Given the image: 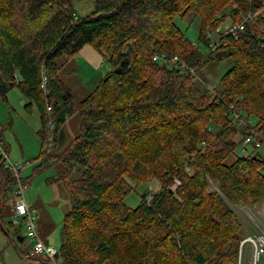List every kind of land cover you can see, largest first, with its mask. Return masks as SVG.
<instances>
[{
  "label": "trees",
  "instance_id": "16d2710c",
  "mask_svg": "<svg viewBox=\"0 0 264 264\" xmlns=\"http://www.w3.org/2000/svg\"><path fill=\"white\" fill-rule=\"evenodd\" d=\"M263 7L264 0H94L80 16L71 0H0V97L17 88L25 109L36 105L41 148L47 101L54 141L40 167L61 164L51 182L62 183L71 202L53 261L35 264H237L243 236L228 202L264 200ZM255 13L256 22L245 20L236 39L218 35L228 39L224 49L233 58L219 86H198L197 68L218 60V50L201 53L175 18L197 17L198 39L209 47L207 31ZM85 45L110 69L77 98L64 77ZM160 53L178 56L193 74L154 61ZM230 106L244 122L227 116ZM73 114L78 133L57 153ZM4 131L0 124L8 155ZM248 135L262 151L247 144L250 151L236 153ZM154 178L160 187L142 194L137 207L126 206L125 196ZM208 179L219 193L207 190ZM16 184L0 155L2 230Z\"/></svg>",
  "mask_w": 264,
  "mask_h": 264
},
{
  "label": "rangeland",
  "instance_id": "374dc122",
  "mask_svg": "<svg viewBox=\"0 0 264 264\" xmlns=\"http://www.w3.org/2000/svg\"><path fill=\"white\" fill-rule=\"evenodd\" d=\"M71 1L80 16L88 14L93 9L94 0ZM259 13L264 18V7ZM256 16L257 13L252 14L253 20H250V22H256ZM230 21L232 20L226 19L219 26L221 33L225 31L231 23ZM175 23L201 53L207 54L210 52V48L198 39L199 19L197 17L193 15H189L184 19L177 17L175 18ZM210 33H212L209 36L210 40L216 39L217 35H219H216L215 30ZM74 60L75 58L67 64V68L75 66V64L71 63ZM103 62L105 63L104 60ZM232 65L233 58L231 56L210 60L197 68L196 83L202 87L204 83L210 88L218 87L220 78ZM109 69V66L105 63V66L100 68V72L105 75ZM68 83L74 88V93L78 98H83L89 93L86 92L88 91L86 90L87 88L74 74H71V77L68 78ZM24 103H26V99L17 88H12L7 93L6 100L0 97V124L5 128L4 140L9 145L6 163L20 166L19 177L22 180H28L22 196L28 206L36 209L38 231L41 238L43 240L47 239L50 248L58 251L61 244L63 216L70 210L71 202L68 192L62 183L58 181L51 182V178L60 169L61 164L59 162L52 164L48 160L42 168L40 167L42 165L43 148H41L37 137V131L40 130L39 112L34 104L30 110L25 109ZM78 123L77 114H73L64 124V137L63 141L57 146V153L78 133ZM249 124H255L253 117L249 118ZM246 150L250 151L251 146L241 144L237 148L236 153L244 154ZM258 150L262 151V148ZM233 160L234 156L232 155L226 161L230 163ZM159 187L160 182L155 178L149 182H141L125 196L124 203L130 208H135L139 205L142 194H146L149 197ZM207 190L219 193L218 182L208 179ZM11 200L14 201L13 196ZM228 204L241 223V236L248 234L250 228L255 227L254 224L264 229V200L258 201L255 205L245 204L241 207L229 202ZM6 215L5 230L0 228V264H35L32 259L26 258L23 254L28 248L29 241L27 239L19 241L17 238V236L25 237L24 228L17 224L14 229L10 225V222L13 221L12 215ZM43 222L47 223L46 228H42L41 224ZM16 231H18V234ZM247 254L248 250L246 249Z\"/></svg>",
  "mask_w": 264,
  "mask_h": 264
},
{
  "label": "built area",
  "instance_id": "2783aa9c",
  "mask_svg": "<svg viewBox=\"0 0 264 264\" xmlns=\"http://www.w3.org/2000/svg\"><path fill=\"white\" fill-rule=\"evenodd\" d=\"M245 20H253L251 14H248L244 20L240 22H231L227 28L225 29L223 34L228 36L231 39H236L238 34L244 29V21ZM213 31V30H212ZM211 30L207 31V36H210ZM215 33L221 34L219 27L215 29ZM229 41L227 38L219 39L217 38L211 40L209 48L210 52H215L219 49H224L228 45ZM152 59L160 64L166 65L170 68H176L181 72H188L193 74L194 70L191 66L185 64L178 56L169 55L167 53L154 54ZM264 79V75H263ZM40 86L45 91V80H42ZM45 114H46V125H45V144L42 150V158L48 155L53 148L54 141V130L55 124L54 121L51 120V108L47 104L45 106ZM227 116L231 118L232 121H238L239 123L244 122L241 118L240 114L233 110L232 106L228 108ZM250 144L252 147L260 148V141L252 137L251 135L246 136L243 141V145ZM0 155L4 156L7 160V155L0 145ZM7 166L12 171V175L15 177L17 184L14 187L13 195L14 201L12 206L13 211V225L19 224L20 227H23L25 230V239L29 241V245L27 251L25 253V257L28 259H36V258H48L53 261L56 250L50 248L48 244L45 243L43 238H41L38 231V223H37V214L36 209L30 207L26 204L23 198V190L26 188L27 183L23 182L20 175V166L9 165ZM254 228H250V232L245 234L240 240L238 247V257L237 264H264V229L260 228L257 224H254ZM246 249L248 250V254L246 255Z\"/></svg>",
  "mask_w": 264,
  "mask_h": 264
},
{
  "label": "crops",
  "instance_id": "0c3cea01",
  "mask_svg": "<svg viewBox=\"0 0 264 264\" xmlns=\"http://www.w3.org/2000/svg\"><path fill=\"white\" fill-rule=\"evenodd\" d=\"M74 58H75L74 62H71V63L75 64V66L73 65L70 68L71 69L70 73L68 75H65V77H64L67 85L74 92V88L72 86H70L68 83V78L71 77V74H74V76H77L78 80L81 81L82 84H84V86L87 88L86 90H88V91H86V92L92 91L96 87V85L98 84L99 80L104 76L103 72H100V68H102V66H105V63L103 62L102 56L90 45H85ZM75 96H76V94H75ZM24 105H25V103H24ZM67 120H69V118ZM39 122H40V115H39ZM63 126H62V132H61V136L63 135L62 137H64ZM40 127H41V123H40ZM37 137H38L40 145H41V140H40V137L38 136V131H37ZM8 147H9V145L6 143V148L9 150ZM7 152L9 154V151H7ZM10 216H11V218L13 217V211L11 212ZM10 223H12V222H10ZM46 224L47 223L43 222L41 224L42 228H46ZM11 225L13 226V228H15V225H13V224H11ZM38 228H39V226H38ZM22 240H23V237H22ZM46 240L47 239H44V241H46ZM25 253H23L24 256H25Z\"/></svg>",
  "mask_w": 264,
  "mask_h": 264
},
{
  "label": "water",
  "instance_id": "95a60500",
  "mask_svg": "<svg viewBox=\"0 0 264 264\" xmlns=\"http://www.w3.org/2000/svg\"><path fill=\"white\" fill-rule=\"evenodd\" d=\"M230 54H231V51L230 50L222 49V50L216 51L214 53V57L216 59H220V58L226 57V56H228ZM15 73H16V76H17L18 80H21V76H20L18 70H15ZM19 240L21 241L22 240V237L19 236ZM45 243L48 244V241L46 240Z\"/></svg>",
  "mask_w": 264,
  "mask_h": 264
}]
</instances>
